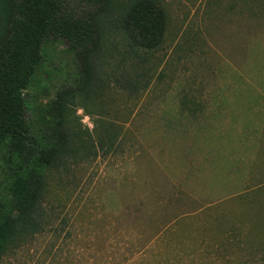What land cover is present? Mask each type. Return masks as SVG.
<instances>
[{"label": "rangeland", "instance_id": "rangeland-1", "mask_svg": "<svg viewBox=\"0 0 264 264\" xmlns=\"http://www.w3.org/2000/svg\"><path fill=\"white\" fill-rule=\"evenodd\" d=\"M155 1L160 47L131 54L106 33L70 107L72 152L45 174V229L0 264H264V7ZM78 42H46L24 93L33 118L73 83Z\"/></svg>", "mask_w": 264, "mask_h": 264}, {"label": "trees", "instance_id": "trees-1", "mask_svg": "<svg viewBox=\"0 0 264 264\" xmlns=\"http://www.w3.org/2000/svg\"><path fill=\"white\" fill-rule=\"evenodd\" d=\"M257 2L258 0H253ZM155 0H0V164L8 184L0 193V258L45 229L46 171L72 152L68 115L74 99L98 78L106 33H118L131 54L158 49L166 26ZM261 9L264 0H260ZM76 31L68 49L77 74L33 118L24 96L50 38Z\"/></svg>", "mask_w": 264, "mask_h": 264}]
</instances>
